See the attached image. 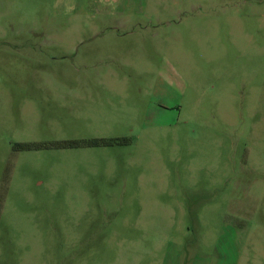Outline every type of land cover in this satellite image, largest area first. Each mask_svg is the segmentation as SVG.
Returning a JSON list of instances; mask_svg holds the SVG:
<instances>
[{
  "label": "rangeland",
  "instance_id": "374dc122",
  "mask_svg": "<svg viewBox=\"0 0 264 264\" xmlns=\"http://www.w3.org/2000/svg\"><path fill=\"white\" fill-rule=\"evenodd\" d=\"M0 264H264V0H0Z\"/></svg>",
  "mask_w": 264,
  "mask_h": 264
}]
</instances>
